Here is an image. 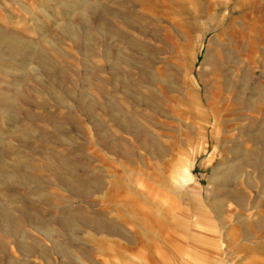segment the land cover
<instances>
[{"label": "rangeland", "instance_id": "obj_1", "mask_svg": "<svg viewBox=\"0 0 264 264\" xmlns=\"http://www.w3.org/2000/svg\"><path fill=\"white\" fill-rule=\"evenodd\" d=\"M0 264H264V0H0Z\"/></svg>", "mask_w": 264, "mask_h": 264}, {"label": "bare ground", "instance_id": "obj_2", "mask_svg": "<svg viewBox=\"0 0 264 264\" xmlns=\"http://www.w3.org/2000/svg\"><path fill=\"white\" fill-rule=\"evenodd\" d=\"M17 46H18V47H20V48H22V47H23V45H22V44H18V43H17Z\"/></svg>", "mask_w": 264, "mask_h": 264}]
</instances>
